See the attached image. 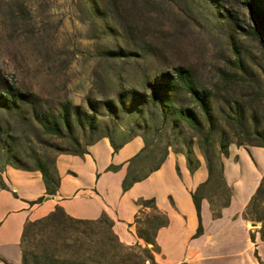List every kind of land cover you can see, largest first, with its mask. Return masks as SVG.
Here are the masks:
<instances>
[{
    "label": "rangeland",
    "instance_id": "374dc122",
    "mask_svg": "<svg viewBox=\"0 0 264 264\" xmlns=\"http://www.w3.org/2000/svg\"><path fill=\"white\" fill-rule=\"evenodd\" d=\"M246 1L0 0V93L7 82L20 95L0 104V188L4 172L14 175L10 167L35 170L41 160L55 179L56 155L104 135L115 143L140 135L145 169L168 151L204 157L202 146L212 165L202 192L218 208L227 196L220 183L225 147L264 135V30L255 34ZM176 67L209 94L207 139V121L183 87L174 89L175 107L195 115L203 133L149 99L148 82ZM235 106L245 112L247 134L228 118ZM41 117L60 124L62 134L44 132ZM57 223L33 228L25 245L58 249L67 233Z\"/></svg>",
    "mask_w": 264,
    "mask_h": 264
},
{
    "label": "crops",
    "instance_id": "0c3cea01",
    "mask_svg": "<svg viewBox=\"0 0 264 264\" xmlns=\"http://www.w3.org/2000/svg\"><path fill=\"white\" fill-rule=\"evenodd\" d=\"M114 143L100 137L82 154L56 155L54 193L46 190L39 170L10 167L14 172L10 179L4 172L6 188H0V264H22L24 223L42 218L56 207L76 219H97L105 214L113 221V231L121 242L143 243L134 224L141 207L139 199H153L168 220L155 238L160 247L155 253L159 264H264V204L259 200L250 204L264 180V147L228 146L220 171L222 185L228 189V203L214 215L212 201L204 195L199 212L201 232L197 234L199 218L191 192L209 179L204 157L195 154L197 165L190 171L184 153L168 151L145 169L142 136ZM139 161L141 167L136 166ZM137 176L141 179L123 189L125 178ZM211 183L209 179L206 187ZM39 197L42 201L33 203ZM252 221L258 224L251 226Z\"/></svg>",
    "mask_w": 264,
    "mask_h": 264
},
{
    "label": "trees",
    "instance_id": "16d2710c",
    "mask_svg": "<svg viewBox=\"0 0 264 264\" xmlns=\"http://www.w3.org/2000/svg\"><path fill=\"white\" fill-rule=\"evenodd\" d=\"M260 2L261 0H250L245 2L247 13L252 20L256 35H259L262 30H264V8L263 6L259 5ZM109 53L112 54L113 51L111 50ZM174 70L175 74L168 75L167 73H163L162 75L164 78L156 76L148 82L150 87L149 99L151 102L161 107V109H164V111H172L176 117L185 121L191 127L196 129L198 133H203L205 127L200 121H197L194 118L195 115L193 116L189 110L175 107L176 104L174 101V89L176 87H183L185 92L198 106L200 113L207 121V139L213 128L211 101L209 94L203 90L197 89L193 77L188 70H185L181 67H176ZM6 85L7 87L4 88V90H2L0 93V104L3 105L15 103L16 98L20 96H18V94L16 95L15 91L13 92L12 85L8 84L7 82ZM138 96L144 98L145 100L147 99L141 94H138ZM231 111H233V115L239 119L234 117V119L231 120V117H228L230 122L235 124L241 134H247V130L244 128L242 123V119L245 117V112H243L239 106H235V108L232 107ZM63 119L65 125L68 126L69 123L67 118L63 117ZM91 122L93 121H90L89 123ZM38 123L46 133L54 135L62 134V130L59 127L60 124L56 123L55 121L50 122L47 117L39 118ZM101 137H108L112 143H114V141L109 136L104 135ZM260 139L261 140L259 143L252 145L264 147V135H262ZM88 144L89 143H87L83 149L73 150L68 153L82 154L85 152L86 146ZM238 145L244 144L240 143ZM228 146L225 147L223 152L224 154H222V156L227 153ZM201 148L206 160L209 179L211 180L212 165L208 159L207 151L202 146ZM191 152L192 151L188 149L184 153L186 155L190 171H192L197 165V160H193V154ZM35 164V169L39 170L42 174L46 190L48 193H54L56 187V176L55 179L51 177L49 171L45 169V164L41 160H37ZM139 179H141V176L132 177L130 179L129 177L125 178L123 181V189H127L132 183ZM209 179L206 181V184H200L194 192H191V197L199 218L197 234L201 232L199 213L200 202L202 197L205 195L202 191L207 188L206 185ZM220 180V183L223 184L221 173ZM2 188H6L5 183ZM225 190L227 192L226 199L222 204H220L218 208H215L211 202L212 212L214 215H219L221 207L228 203L229 193L228 189L225 188ZM42 199L43 197H39L33 203H39L42 201ZM258 200L259 203H263L264 180H262V183L258 187V190L253 196L250 204L253 205L254 202ZM138 204L141 207L134 217V224L137 237L141 239L143 243L135 242L132 244H126L121 242L113 231V221L105 214L101 215L97 219H76L66 215L60 207H56L46 216L35 220H28L24 223L20 239L22 264H159L155 260V253L160 252V247L158 246L155 238L158 229L168 223L167 217L163 212L156 208L153 199H139ZM146 208L152 212L146 213ZM55 222H58V227L67 233V235L61 238L62 242L58 244V249L51 248L49 245L42 247L39 246L37 249H32L25 245L27 237H29V233L33 228L40 229L54 224Z\"/></svg>",
    "mask_w": 264,
    "mask_h": 264
},
{
    "label": "water",
    "instance_id": "95a60500",
    "mask_svg": "<svg viewBox=\"0 0 264 264\" xmlns=\"http://www.w3.org/2000/svg\"><path fill=\"white\" fill-rule=\"evenodd\" d=\"M257 224H258V222H256V221L251 222V226H256Z\"/></svg>",
    "mask_w": 264,
    "mask_h": 264
}]
</instances>
